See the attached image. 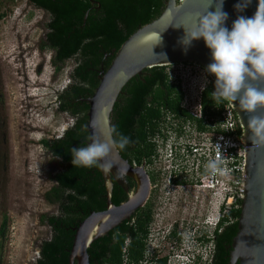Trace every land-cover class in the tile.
Masks as SVG:
<instances>
[{
	"label": "trees",
	"instance_id": "1",
	"mask_svg": "<svg viewBox=\"0 0 264 264\" xmlns=\"http://www.w3.org/2000/svg\"><path fill=\"white\" fill-rule=\"evenodd\" d=\"M33 1L52 14L49 44L62 53L57 58L56 70L62 69L66 59L76 61L71 71V83L57 95L58 108L68 110L74 123L61 137L42 141L43 146L61 161V168L51 177L55 184L44 194L47 202L58 206V213L40 216V222L47 224L53 234L42 243L40 256L35 263L69 264L74 228L92 211L106 208V192L100 169L72 164L71 148L85 146L89 139V104L85 99L94 94L101 70H106L114 58V54L109 58L105 55L116 52L139 26L158 18L165 7V0H96L100 8L98 3L92 4L89 0ZM86 13L88 16L84 20ZM214 90L215 83L204 92L205 110L225 102L212 98ZM125 91L130 93L129 104L119 121H116L119 104H115L112 125L129 136L132 143L120 152L131 163L148 164L157 150L152 138L159 131L164 112L170 111L178 117L191 116L181 106V87L169 82L164 66L147 68L141 76L127 84ZM121 98H124L123 94L119 96ZM3 109L4 99L0 93V146L5 141V138L2 140L5 135V120L1 117ZM5 156L0 152V164ZM119 194V186L115 184L113 202L116 205L123 202ZM240 211L241 208L231 212L235 219L232 240L237 233ZM8 223L5 215L0 224V262ZM138 223L136 237L128 220L97 239L88 249L91 264H138L145 252L147 218L141 216ZM220 235L217 236L212 264L229 263L226 243H219ZM127 240L129 244L126 246ZM160 264H166V260L161 259Z\"/></svg>",
	"mask_w": 264,
	"mask_h": 264
},
{
	"label": "water",
	"instance_id": "2",
	"mask_svg": "<svg viewBox=\"0 0 264 264\" xmlns=\"http://www.w3.org/2000/svg\"><path fill=\"white\" fill-rule=\"evenodd\" d=\"M92 4L100 3L89 0ZM217 0H213L208 11H215ZM244 0H223V11L228 13L225 26L231 29L238 16L252 17L259 0H250L243 11L235 7ZM206 0H165V7L158 18L139 26L115 52L110 66L102 69L99 85L94 94L86 98L89 104L87 131L90 138H106L112 126V114L119 96L127 84L141 76L147 68L187 63L195 71L208 77L215 76L205 71L211 63V52L203 38L182 44L185 28L191 29L206 10ZM85 14L84 20L87 19ZM179 26V27H177ZM185 27V28H184ZM161 41L157 43L158 36ZM242 133L246 148L244 196L238 219L237 233L231 243L229 264H264V146L252 143L251 131L247 129L248 114L241 111L238 102L225 101ZM109 169L102 174L106 192V208L92 211L74 228L75 236L70 250L69 264H91L88 249L99 238L129 220L131 215L143 207L151 192V180L146 162L134 165L124 158L119 150L108 157ZM128 178L136 183V189L126 201L113 202L115 184L128 190Z\"/></svg>",
	"mask_w": 264,
	"mask_h": 264
},
{
	"label": "rangeland",
	"instance_id": "3",
	"mask_svg": "<svg viewBox=\"0 0 264 264\" xmlns=\"http://www.w3.org/2000/svg\"><path fill=\"white\" fill-rule=\"evenodd\" d=\"M2 13L0 93L5 141L0 152L6 156L0 164V224L5 215L9 223L0 264H35L42 243L53 234L40 216L58 213V206L47 202L44 194L61 168V161L51 156L42 141L61 137L74 123L58 110L57 94L71 83L76 61L68 60L56 72L50 64L40 66L35 56L23 63L18 55L20 37L30 34L31 42H38L47 15L25 0H0Z\"/></svg>",
	"mask_w": 264,
	"mask_h": 264
},
{
	"label": "built area",
	"instance_id": "4",
	"mask_svg": "<svg viewBox=\"0 0 264 264\" xmlns=\"http://www.w3.org/2000/svg\"><path fill=\"white\" fill-rule=\"evenodd\" d=\"M165 68L169 82L181 87V106L191 118L164 112L159 131L152 138L157 147L152 168L168 170L170 174L187 171L197 189L210 198L211 215L205 222L210 237L227 214L241 208L246 148L225 102L204 109V92L215 83L213 78L195 71L187 63H174ZM218 155L224 161L222 167L227 169V175H211L205 169L206 163ZM214 253L213 244L203 245L196 254L184 253L178 257L185 258L184 261L173 258L168 264H194L197 260L199 264H211Z\"/></svg>",
	"mask_w": 264,
	"mask_h": 264
},
{
	"label": "clouds",
	"instance_id": "5",
	"mask_svg": "<svg viewBox=\"0 0 264 264\" xmlns=\"http://www.w3.org/2000/svg\"><path fill=\"white\" fill-rule=\"evenodd\" d=\"M212 2L206 0V10L191 29L184 27L185 36L180 42L187 46L203 38L211 52V63L205 71L215 76L212 98L217 102H238L240 110L248 114L247 129L252 133V143L264 146V0H259L252 17L238 16L231 29L225 26L228 13L223 11V0H217L215 11H208ZM248 2L244 0L235 7L243 11ZM161 39L159 35L157 43ZM131 143L129 136L112 125L106 138L93 137L87 145L71 148L72 164L107 171L108 157L113 151H123ZM223 163L218 155L206 163L205 169L211 175H227Z\"/></svg>",
	"mask_w": 264,
	"mask_h": 264
},
{
	"label": "flooded vegetation",
	"instance_id": "6",
	"mask_svg": "<svg viewBox=\"0 0 264 264\" xmlns=\"http://www.w3.org/2000/svg\"><path fill=\"white\" fill-rule=\"evenodd\" d=\"M25 1L35 8L43 10L47 19L42 22L44 32L38 42L33 44L29 39L30 34L24 38L20 37L18 55L23 63L30 61L31 56L38 57L37 63H40V66L50 64L55 66L56 72L57 58L59 59L62 53L61 50L58 51L57 48L49 44L52 14L47 9L38 6L33 0ZM0 15V20L5 17L3 13ZM24 17H30V15ZM105 56L109 58V56H113V52ZM68 60L71 59H66L62 65H65ZM123 96L124 98L118 100L116 121L121 120L120 115L129 104L130 93L125 91ZM58 110L69 115L68 110L63 111L59 108ZM50 154L52 157L58 158L52 152ZM133 164L137 165L136 162ZM146 169L151 180L149 198L146 204L137 209L129 219L136 237L140 217L145 216L147 218L146 236L144 238L145 252L143 259L138 264H160L161 259H165L166 264H168L170 259L178 258L184 253L196 254L200 252L203 245L208 244H213L216 252V240L219 233L221 234L219 243H226L225 250H227L229 260L232 243V214H227L217 229L215 228L212 236L208 237V228L205 222L207 217L211 215L212 202L210 198L197 189L188 172L184 170L177 174H170L168 170H155L152 168V160L148 164L146 163ZM155 185L157 186L155 187ZM128 186V190L119 186V197L123 202L127 200L130 193L135 191L136 183L128 178ZM194 264H199V260L195 261Z\"/></svg>",
	"mask_w": 264,
	"mask_h": 264
}]
</instances>
